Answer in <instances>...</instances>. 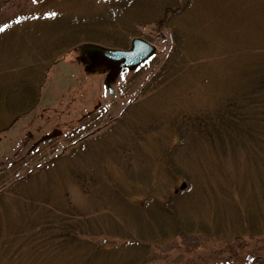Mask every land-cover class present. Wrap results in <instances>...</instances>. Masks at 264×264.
<instances>
[{
    "label": "rangeland",
    "instance_id": "rangeland-1",
    "mask_svg": "<svg viewBox=\"0 0 264 264\" xmlns=\"http://www.w3.org/2000/svg\"><path fill=\"white\" fill-rule=\"evenodd\" d=\"M263 71L264 0H0V264H264Z\"/></svg>",
    "mask_w": 264,
    "mask_h": 264
},
{
    "label": "water",
    "instance_id": "water-1",
    "mask_svg": "<svg viewBox=\"0 0 264 264\" xmlns=\"http://www.w3.org/2000/svg\"><path fill=\"white\" fill-rule=\"evenodd\" d=\"M89 50L102 65L110 68L109 78H113L122 68H135L146 60L153 53L154 45L141 38H135L130 49H108L93 45ZM47 137L49 136L45 138Z\"/></svg>",
    "mask_w": 264,
    "mask_h": 264
},
{
    "label": "trees",
    "instance_id": "trees-1",
    "mask_svg": "<svg viewBox=\"0 0 264 264\" xmlns=\"http://www.w3.org/2000/svg\"><path fill=\"white\" fill-rule=\"evenodd\" d=\"M263 73H264V71H263ZM262 78V80H260L259 82H258V85H255V89L257 90V91H262V89L264 88V75L261 77ZM262 88V89H261ZM258 101L259 100H257V101H249V104H248V106H253L254 107V109H257V110H255V112H257V115L256 116H258V115H264V104H259L258 103ZM262 102H264V101H262ZM259 107H260V109H259ZM248 108H250V107H248ZM250 114H251V111H250ZM240 116V120L242 119L243 121H246L247 119H249L250 118V116H252V114L251 115H249V116H247L246 114H242V115H239ZM260 123H262V121H264V120H262V119H260V120H258ZM262 131H264V129H262L261 130V132Z\"/></svg>",
    "mask_w": 264,
    "mask_h": 264
},
{
    "label": "flooded vegetation",
    "instance_id": "flooded-vegetation-1",
    "mask_svg": "<svg viewBox=\"0 0 264 264\" xmlns=\"http://www.w3.org/2000/svg\"><path fill=\"white\" fill-rule=\"evenodd\" d=\"M88 53L93 57V55H92V53L90 52L89 49H88ZM93 59H95V61L98 62V65H102V63H101V61H100L99 59H96V58H94V57H93ZM102 66H103V65H102ZM110 72H111V70H110ZM110 72H109V73H110Z\"/></svg>",
    "mask_w": 264,
    "mask_h": 264
},
{
    "label": "snow or ice",
    "instance_id": "snow-or-ice-1",
    "mask_svg": "<svg viewBox=\"0 0 264 264\" xmlns=\"http://www.w3.org/2000/svg\"><path fill=\"white\" fill-rule=\"evenodd\" d=\"M4 27H7L6 25Z\"/></svg>",
    "mask_w": 264,
    "mask_h": 264
}]
</instances>
